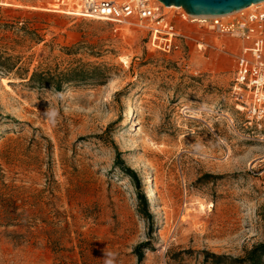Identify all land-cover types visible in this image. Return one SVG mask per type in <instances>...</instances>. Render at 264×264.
<instances>
[{"label": "rangeland", "instance_id": "374dc122", "mask_svg": "<svg viewBox=\"0 0 264 264\" xmlns=\"http://www.w3.org/2000/svg\"><path fill=\"white\" fill-rule=\"evenodd\" d=\"M52 2L0 0V264H209L263 242L264 120L230 95L241 42L162 5L186 37L162 53L135 20Z\"/></svg>", "mask_w": 264, "mask_h": 264}, {"label": "built area", "instance_id": "2783aa9c", "mask_svg": "<svg viewBox=\"0 0 264 264\" xmlns=\"http://www.w3.org/2000/svg\"><path fill=\"white\" fill-rule=\"evenodd\" d=\"M76 1L81 15L76 17L115 24L135 20L147 31L149 45L162 53L179 52L181 40L186 39L177 32L172 21L165 18L162 4L157 0ZM66 3L67 0H56L52 10L64 13ZM180 16L183 21L197 23L218 35L241 42L240 51L235 56L230 95L237 103L236 108L260 125L264 120V10L254 8L229 16L201 17L190 16L183 11ZM201 46H198L199 50L203 49Z\"/></svg>", "mask_w": 264, "mask_h": 264}, {"label": "trees", "instance_id": "16d2710c", "mask_svg": "<svg viewBox=\"0 0 264 264\" xmlns=\"http://www.w3.org/2000/svg\"><path fill=\"white\" fill-rule=\"evenodd\" d=\"M3 61V62H2ZM0 60V68L5 67L6 68V59ZM97 69V68H96ZM97 69L96 71H98ZM72 75H74L75 72H71ZM64 77H67V75H63ZM74 77V76H73ZM50 78L46 77L45 75H42L38 72H34L31 75L30 82L37 84V85H45L47 84V81ZM67 79V78H65ZM74 79H82V74H78V78ZM54 80V79H53ZM51 80V81H53ZM52 83L54 88H58L60 86L59 81L57 82H48ZM109 131V127L107 128L106 132ZM115 164L121 171L127 173V175L131 179H136V176L129 168H124L123 160L121 159L120 153L115 152ZM205 177H212L210 175H206ZM141 201L145 204V199L141 198ZM264 208V205H263ZM134 252L137 256L138 260H142L143 252L140 250V247H135ZM203 259L204 261H209V264H264V241L260 242L258 244H255L250 249L246 250L242 257H230V256H224V255H216L213 253L203 252Z\"/></svg>", "mask_w": 264, "mask_h": 264}, {"label": "water", "instance_id": "95a60500", "mask_svg": "<svg viewBox=\"0 0 264 264\" xmlns=\"http://www.w3.org/2000/svg\"><path fill=\"white\" fill-rule=\"evenodd\" d=\"M164 7L181 8L190 16H224L264 0H157Z\"/></svg>", "mask_w": 264, "mask_h": 264}, {"label": "bare ground", "instance_id": "6f19581e", "mask_svg": "<svg viewBox=\"0 0 264 264\" xmlns=\"http://www.w3.org/2000/svg\"><path fill=\"white\" fill-rule=\"evenodd\" d=\"M53 2H52V4H53V6H52V8H54L55 7V5H54V2L56 1V0H52ZM115 1H120V0H115ZM66 5H67V8H66V11L64 12L65 14H68V15H72V13H71V11L73 12V14H74V16H81L80 15V9H79V4L77 3V1L76 0H67V3H66ZM261 6H264V1L263 2H261V3H258V4H253V5H250L249 7H247V8H245V9H243V10H241L240 12H246V11H249V10H251V9H254V8H259V7H261ZM173 8H175V9H177V10H182L181 8H177V7H174V6H170V7H167L166 9H173ZM71 10V11H70ZM237 12H239V11H237ZM237 12H234V13H231V14H229V15H234L235 13H237ZM229 15H226V16H229ZM198 19V18H197ZM201 48H202V46H201Z\"/></svg>", "mask_w": 264, "mask_h": 264}]
</instances>
